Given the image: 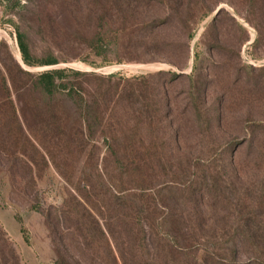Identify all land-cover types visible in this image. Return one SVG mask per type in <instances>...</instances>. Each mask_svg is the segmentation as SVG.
<instances>
[{
    "label": "rangeland",
    "instance_id": "1",
    "mask_svg": "<svg viewBox=\"0 0 264 264\" xmlns=\"http://www.w3.org/2000/svg\"><path fill=\"white\" fill-rule=\"evenodd\" d=\"M152 1L0 0V264L179 263L163 247L118 250L112 242L106 247L93 228L89 215L101 218L106 204L100 201L106 196L110 204V183L122 165L113 147L115 134L104 138L97 120L92 96L98 89V107H108L109 117L118 111L110 100L125 81L164 73L169 83L178 74L182 78L169 87L177 97L172 110L183 114L192 107L188 116L204 125L203 137H264L257 127L264 123V0H208L183 33L175 0H155L158 19L145 14ZM96 4L103 10L98 16ZM137 20L143 25L133 34ZM152 23L163 27L158 33L142 30ZM18 33L36 61L57 64L26 65ZM94 37L104 43L100 55L89 48ZM64 70L79 73L64 81L81 94V110L65 92L49 97L37 84L42 73ZM4 73L13 75L18 87L10 79L3 83ZM218 105L229 125L208 130L204 123L218 121ZM197 111L200 118L192 114ZM159 152L168 156L163 167L186 168V156L192 161L198 150L172 157L165 147ZM152 159L145 166H157ZM81 223L91 228L85 231Z\"/></svg>",
    "mask_w": 264,
    "mask_h": 264
},
{
    "label": "trees",
    "instance_id": "2",
    "mask_svg": "<svg viewBox=\"0 0 264 264\" xmlns=\"http://www.w3.org/2000/svg\"><path fill=\"white\" fill-rule=\"evenodd\" d=\"M207 1L175 0L173 11L182 33L198 19L196 11ZM155 4V0L152 6L148 3L145 14L156 19ZM96 10L97 16L99 10L103 12L97 4ZM142 25L143 22L137 20L132 25L133 34ZM161 27L163 24L156 26L152 23L142 30L158 33ZM99 39L94 37L89 43V48L98 55L104 46ZM18 44L26 65L57 64L56 61H36L21 33H18ZM70 74L79 75L72 70L44 72L39 75L37 84L49 97L65 92L81 110L82 106L78 107L80 101L83 102L81 94L75 86L68 87L64 81ZM173 77L169 83L164 73L125 81V87L110 100L118 111L109 117L108 107L103 110L98 107L102 90L98 89L92 96L95 97L103 137L115 134L113 147L118 162L122 164L110 183V204L106 196L100 201L106 204L100 211L101 218L96 220L89 215L94 220L93 228L97 229L106 247H111L110 242L118 250L151 247L154 251L156 247H163L168 258L178 256L180 259L179 263L172 261L173 264H264V137H203L204 125H200L199 120L191 122L188 116L189 111L193 112L192 107L186 106L187 111L183 114L172 110L178 106L177 97L171 95L169 89L182 78L178 74ZM9 79L13 88L18 87L17 79L4 73L3 83L7 84ZM205 92L208 98V90ZM164 108L175 114L170 111L165 115ZM223 110V106L218 105V121L204 123L206 129L223 131L228 127L229 124L221 118ZM192 114L195 118L201 116L199 111ZM108 121L112 123L110 128L105 126ZM257 127L264 131V123L257 124ZM162 147L171 157L182 150L197 149L198 152L192 161L189 154L186 156V168H166L162 163L169 160L167 155L159 152ZM153 157L157 166H145ZM123 163L130 166L125 167ZM139 163L144 166H138ZM81 225L85 231L91 228ZM81 238L83 240L84 236ZM119 253L122 254L121 250ZM155 256L159 259L157 253Z\"/></svg>",
    "mask_w": 264,
    "mask_h": 264
}]
</instances>
